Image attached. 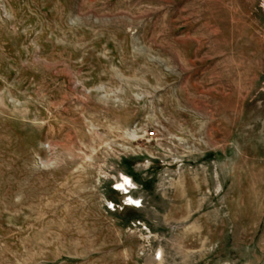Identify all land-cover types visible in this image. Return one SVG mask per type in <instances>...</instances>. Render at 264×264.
Segmentation results:
<instances>
[{
    "label": "rangeland",
    "instance_id": "374dc122",
    "mask_svg": "<svg viewBox=\"0 0 264 264\" xmlns=\"http://www.w3.org/2000/svg\"><path fill=\"white\" fill-rule=\"evenodd\" d=\"M0 264H264V0H0Z\"/></svg>",
    "mask_w": 264,
    "mask_h": 264
}]
</instances>
